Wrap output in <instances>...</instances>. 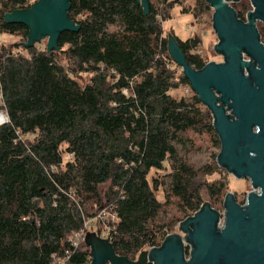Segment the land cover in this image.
<instances>
[{
	"label": "trees",
	"instance_id": "16d2710c",
	"mask_svg": "<svg viewBox=\"0 0 264 264\" xmlns=\"http://www.w3.org/2000/svg\"><path fill=\"white\" fill-rule=\"evenodd\" d=\"M36 1L0 0V36L25 43L28 30L3 16ZM147 1L144 15L130 0H72L67 17L79 30L60 34L57 51L0 46V264H54L67 256L65 264H90L83 241L70 242L87 222L99 236L108 227L114 254L134 260L161 246L170 206L186 219L201 211L195 182L217 168L198 169L179 149L190 134L218 138L191 90V97L170 95L189 87L162 30L177 0ZM208 6L197 0L195 9ZM239 7L232 6L243 20L249 6ZM257 32L264 44L258 24ZM170 34L192 69L209 62L193 53L197 36L182 42ZM166 169L165 177L150 176ZM225 189L223 181L208 185L211 201ZM102 211L117 222L96 220Z\"/></svg>",
	"mask_w": 264,
	"mask_h": 264
},
{
	"label": "water",
	"instance_id": "95a60500",
	"mask_svg": "<svg viewBox=\"0 0 264 264\" xmlns=\"http://www.w3.org/2000/svg\"><path fill=\"white\" fill-rule=\"evenodd\" d=\"M71 1L37 0L29 8L4 14L3 22L28 30L25 49L46 39V53L57 51L60 34L79 30L67 17ZM130 1L148 13L147 0ZM205 1L213 10L212 28L218 39L214 51L222 62L192 69L171 34L167 52L212 116L220 144L217 166L236 179L249 180L253 190L244 206L226 195L222 227L218 212L204 203L200 212L181 223L184 239L168 235L159 248L141 251L134 260L115 255L108 240L87 232L83 243L90 249V264H264V44L256 28L257 23L264 24V0H251L253 12L246 22L227 4L238 0ZM183 241L190 247L187 258Z\"/></svg>",
	"mask_w": 264,
	"mask_h": 264
},
{
	"label": "rangeland",
	"instance_id": "374dc122",
	"mask_svg": "<svg viewBox=\"0 0 264 264\" xmlns=\"http://www.w3.org/2000/svg\"><path fill=\"white\" fill-rule=\"evenodd\" d=\"M32 1L34 0H29V2ZM196 1L197 0L175 1L174 5L172 4V9L167 11L170 20L162 23L163 34L166 36L167 34L173 32L174 36L182 42L186 41L187 39H191L194 36H197L201 42L193 53L206 58L209 62L220 63L222 62V57L216 54L214 51V46L217 44L218 39L212 28L213 10L211 9L210 6H208L209 10L197 11L195 9ZM245 3L249 6L250 9V4L248 0H240L236 4V7H238L239 9H243V7H239V6ZM258 25L260 29L264 31V24L258 23ZM12 44H16L17 47L19 46V48H16L19 51L21 50L20 48L22 47V44H24V42H22L19 38L10 37L8 35L0 36V46L7 47ZM35 45L46 50V39L42 40L41 42ZM179 73H181L180 69H179ZM188 88H189L188 86L186 87L185 85H182L178 89L172 90L170 92V95L175 98L183 97L184 95H187V97H191L193 93L190 92V89ZM184 90H188V93L185 94ZM0 106H1V101H0ZM215 137L217 139V136ZM189 138H190V142H186L185 145L179 149V156L183 160H185L188 164H191L198 169L205 168L207 166L209 168L211 167L214 168V166H216L217 168V171L211 175L200 176L196 180L195 186L199 191V195L202 200V203L203 204L208 203L213 210L218 212L219 222H220L219 227H222L224 222L223 202L226 195L231 194L239 206H244L247 194L251 192L253 189L250 185L249 180L236 179L232 175L228 174L225 170L217 166L216 157L219 154V150H220L219 141L216 142L214 138L212 139V137L208 136L207 134H203V135L190 134ZM168 174H169V170L166 169L165 171H162L157 174L151 173L150 176L151 177L153 176L155 179L157 178L160 179ZM218 181H223L225 184V188H226L225 196H223L219 202H214L211 201L207 188L208 185ZM105 190H106V186H102L100 188L101 194H103ZM155 197L159 202H163L164 199L161 189H159L155 193ZM166 212L167 213L163 219V223L168 224L169 222H171V225L169 226V228L164 229L163 233L165 234V236L179 235L183 237L184 234L180 230V225L186 218L182 217L180 214H177L173 206H170V208H168ZM108 218L111 221V218L108 217V213L102 211L96 217V220L98 221H100L101 219L107 220ZM89 231L96 232L97 228L96 227H94L93 229L89 228ZM99 233L100 236L103 238L105 231L101 230ZM147 250L148 249H144L143 251H147Z\"/></svg>",
	"mask_w": 264,
	"mask_h": 264
},
{
	"label": "built area",
	"instance_id": "2783aa9c",
	"mask_svg": "<svg viewBox=\"0 0 264 264\" xmlns=\"http://www.w3.org/2000/svg\"><path fill=\"white\" fill-rule=\"evenodd\" d=\"M240 0H238L237 2H233V1H228L227 2V4L232 8V6L233 5H236L238 2H239ZM249 1V4H250V9L245 13V15H244V17H243V22H246V20H247V14L249 13V12H253V7L251 6V0H248ZM233 9V8H232ZM234 10V9H233ZM258 24V23H257ZM257 24H256V28H257ZM244 74H245V76L247 75V73L246 72H244ZM189 89V88H188ZM123 93H125V91H123ZM184 93L185 94H187L188 93V90H184ZM217 212V211H216ZM110 218H111V222L112 223H116L117 222V220H116V218H115V216H110ZM100 221H103L102 219L100 220ZM91 223L90 222H87L85 225H84V229L80 232V233H78V234H76V235H74L73 237H72V239H71V245L72 246H74V247H76L77 245H78V243L82 240L83 241V239H84V236H85V234L87 233V232H91V231H89V225H90ZM219 224H220V222L218 223V227H219ZM105 234H104V237L102 238L101 236H99V237H101L102 239H106L107 240V238H106V236H108V233H109V231H110V229L108 228V227H105ZM96 233V232H95ZM97 234V233H96ZM168 235H166L165 236V238L167 237ZM164 238V239H165ZM183 239H184V236L182 237ZM153 248H158V247H153ZM153 248H149L148 250H151V249H153ZM188 248V249H187ZM183 249H184V253H185V257L187 258L188 256H189V252H190V247H189V245H187L184 241H183ZM67 254V253H66ZM188 254V255H187ZM68 259V256L67 257H65V259L64 260H60V259H55V262H54V264H65V262H66V260Z\"/></svg>",
	"mask_w": 264,
	"mask_h": 264
},
{
	"label": "bare ground",
	"instance_id": "6f19581e",
	"mask_svg": "<svg viewBox=\"0 0 264 264\" xmlns=\"http://www.w3.org/2000/svg\"><path fill=\"white\" fill-rule=\"evenodd\" d=\"M6 119V116L4 114H0V122L4 121Z\"/></svg>",
	"mask_w": 264,
	"mask_h": 264
}]
</instances>
